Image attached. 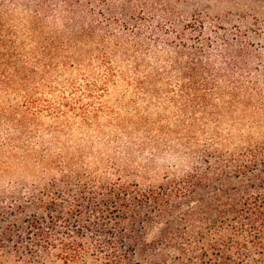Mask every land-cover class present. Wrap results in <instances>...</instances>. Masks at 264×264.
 Returning <instances> with one entry per match:
<instances>
[{
	"label": "trees",
	"instance_id": "1",
	"mask_svg": "<svg viewBox=\"0 0 264 264\" xmlns=\"http://www.w3.org/2000/svg\"><path fill=\"white\" fill-rule=\"evenodd\" d=\"M59 2L64 7L56 10ZM17 8L29 14L19 46L10 30L4 32L2 21ZM135 9L126 3L124 19L101 20V12L80 0H0V84L18 94L16 111L22 118L25 113L52 119L70 115L88 124L102 112L101 100L109 88L123 79L115 56L132 62L134 74L139 56L167 60L170 71L125 81V92L132 88L137 98L170 93L166 101L186 113L204 110L213 98L227 95L243 107L254 100L264 111V90L256 78L264 83V59L249 49L246 32L234 28L229 39L208 29L215 33L212 39L196 19L167 32ZM48 20L62 22L66 35L44 33ZM157 32L166 38L161 40ZM25 39L34 44L27 52ZM80 44L92 45L96 53L88 62L98 72L82 85L73 83L68 94L74 102L88 98L94 105L69 104L61 92L59 102L48 99L40 107L26 81L40 66L44 73L57 69L50 62L57 54L63 65L73 68L85 58ZM217 58L222 65L218 68ZM248 61L255 66L249 67ZM170 72L177 77L173 90L152 87L153 80ZM47 88L54 96L53 88ZM198 152L189 171L164 176L146 188L119 179L103 182L58 160L54 166L59 179L33 187L28 196L11 199L1 209V251L17 264H264V141H247L228 152L207 146Z\"/></svg>",
	"mask_w": 264,
	"mask_h": 264
},
{
	"label": "rangeland",
	"instance_id": "2",
	"mask_svg": "<svg viewBox=\"0 0 264 264\" xmlns=\"http://www.w3.org/2000/svg\"><path fill=\"white\" fill-rule=\"evenodd\" d=\"M80 1L89 3L92 11L101 12V20L124 19L121 9L129 3L137 7V13L151 18L152 25H161L167 32L173 27L179 30L181 25L192 19L201 20L206 32L212 29L217 35L225 34L229 39L230 32L237 28L246 32L247 39L252 43L249 49H255L264 59V0ZM58 4L56 10L64 7V3ZM28 17L27 12L18 8L2 16L4 32L10 30L11 39L17 45L24 38L22 31ZM49 20L43 27L44 33L66 35L62 22ZM112 22L111 26L117 28ZM157 33L161 40L166 38L163 33ZM208 35L214 39L215 33L208 32ZM167 37L172 39L173 36ZM33 45L28 39L23 41L25 52ZM80 48L85 58L74 62L73 68L63 65L57 54L50 59L57 69L49 68L44 73L40 66L32 79L26 81L29 92L38 96L36 102L40 107L46 106L48 99L59 102L56 99L61 92H66L69 104L94 105L95 100L88 98L74 102L75 99L71 100V94H68L73 83L82 85L98 72L96 64L91 63L95 64L92 67L88 62V56L96 53L92 45L80 44ZM24 50L22 53H25ZM113 58L116 70L124 75L123 79L109 88L101 100L102 112L88 124L70 115L52 119L25 113L22 118V113L16 111L18 94L13 90L7 92L0 84V264H17L1 251V209L7 207L11 199L28 196L33 187L40 188L52 179H59V170L54 164L60 159L71 164L79 173L86 171L101 177L103 182L119 179L146 188L156 185L164 176L179 177L189 171L199 157L198 150L204 146L211 151L228 152L242 147L247 141H264V111L254 100L251 105L243 107L224 95L213 98L211 106L204 110L182 113L166 101L165 97L170 93L156 96L149 93L137 98L132 88L125 92L128 87L125 81H132L138 74L150 79L153 74L170 71L163 56H139L138 74H134L132 62L121 61L117 56ZM220 61V58L215 60L216 68L222 66ZM45 62L48 63V59ZM248 63L249 67L255 66L251 61ZM256 78L259 87L264 90L262 79ZM176 79V73L170 72L151 83L155 89L165 91L168 86L173 90ZM49 86L53 88L54 96L48 94ZM20 119L21 125L18 124Z\"/></svg>",
	"mask_w": 264,
	"mask_h": 264
}]
</instances>
